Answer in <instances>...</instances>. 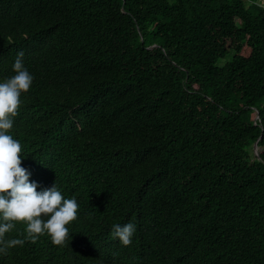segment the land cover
<instances>
[{
    "label": "trees",
    "instance_id": "obj_1",
    "mask_svg": "<svg viewBox=\"0 0 264 264\" xmlns=\"http://www.w3.org/2000/svg\"><path fill=\"white\" fill-rule=\"evenodd\" d=\"M262 4L0 0V79L20 50L34 76L21 163L79 203L66 243L0 264H264ZM129 220L125 245L110 229Z\"/></svg>",
    "mask_w": 264,
    "mask_h": 264
},
{
    "label": "clouds",
    "instance_id": "obj_2",
    "mask_svg": "<svg viewBox=\"0 0 264 264\" xmlns=\"http://www.w3.org/2000/svg\"><path fill=\"white\" fill-rule=\"evenodd\" d=\"M23 56L20 50L12 64L14 74L0 79V253L24 244L25 239L35 241L45 233L55 244L66 243L70 234L67 225L78 216L79 208L77 197L64 196L56 182L38 190L40 182L30 179L31 170L21 163V141L9 131L21 104V92L27 91L34 79ZM17 221L25 224L23 234L6 238ZM136 227L132 220L113 223L110 235L127 245Z\"/></svg>",
    "mask_w": 264,
    "mask_h": 264
},
{
    "label": "water",
    "instance_id": "obj_3",
    "mask_svg": "<svg viewBox=\"0 0 264 264\" xmlns=\"http://www.w3.org/2000/svg\"><path fill=\"white\" fill-rule=\"evenodd\" d=\"M254 150H255V153L257 154L258 152H257V145H256V143L254 144Z\"/></svg>",
    "mask_w": 264,
    "mask_h": 264
}]
</instances>
